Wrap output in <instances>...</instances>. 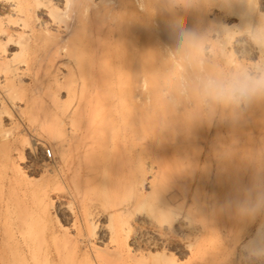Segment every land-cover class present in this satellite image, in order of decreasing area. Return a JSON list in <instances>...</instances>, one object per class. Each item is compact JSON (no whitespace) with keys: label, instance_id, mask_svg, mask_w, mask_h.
<instances>
[{"label":"rangeland","instance_id":"374dc122","mask_svg":"<svg viewBox=\"0 0 264 264\" xmlns=\"http://www.w3.org/2000/svg\"><path fill=\"white\" fill-rule=\"evenodd\" d=\"M263 67L264 0H0V264H264L258 136L204 87ZM149 80L179 116L193 84L190 129Z\"/></svg>","mask_w":264,"mask_h":264},{"label":"bare ground","instance_id":"6f19581e","mask_svg":"<svg viewBox=\"0 0 264 264\" xmlns=\"http://www.w3.org/2000/svg\"><path fill=\"white\" fill-rule=\"evenodd\" d=\"M144 1H146V0H137V3H138V5H141L142 3H144ZM148 6H150V5H148ZM146 9H147V7H146ZM147 16L149 17L148 10H142L141 11V18L142 17L144 18V17H147ZM148 22H149V20H148ZM116 31H117L116 32V37L118 38V40L120 38H121V40L125 39L126 30L124 31V33H125L124 35L122 33L123 31H120V29H117ZM145 33L146 32H144V37H145ZM120 35H121V37H119ZM145 40L148 42L147 44H150L152 46V44H151L152 43V39L150 38V36H147ZM145 40H144V42H145ZM147 44H146V46H147ZM147 47L150 48L149 45ZM148 48H147V51H148ZM150 49H152V48H150ZM150 49L148 51L149 56H151V53L153 52ZM150 64H151V62H150ZM150 64H148V66ZM151 67H153V64L151 65ZM261 67L260 68L258 67V68L261 69ZM156 68H154V74H155V71H156L155 69ZM150 72L151 71L149 69L148 77L150 75L156 76V74L155 75L152 74V73L150 74ZM260 75H264V67L262 68ZM236 76H235V78H237ZM152 78H154V77H152ZM151 81H150V84L152 83ZM208 82H210V81L206 80V84ZM102 83H101L102 84V86H101L102 90H104V88L105 89H107V88L110 89L112 87V85H110V83H108V82L104 81ZM171 85L172 86H170V90H171V92L174 95L178 96L180 93H182L179 96L182 95L183 97L181 96V98H179L178 102L182 105L184 113L182 115H180V116L177 115V112L175 111V109L168 102H164V99H162L160 97L159 91L156 88L157 86L154 87L155 85L153 86V84H151L150 86H148L149 88H147L146 92L144 93L145 94V98H144V101H143L144 105L146 107L150 108V110L152 111V115H149L150 117H149L148 120L150 122H152V123H155L156 125L158 124L160 126H167V127L169 126V127H171V125H177L178 118L179 119L181 118L182 120H184L183 123L185 124V128L190 129L193 124L191 125L189 122H190V119L193 118V116H191V114H189V112L187 111V103H189L191 101L194 104V106L196 105V103H197L196 101H198V100H197L196 97H193L194 94H196L195 93L196 90H194L195 88H193V84L192 85L186 84L187 86H185V87H182V85H177L175 83H173ZM186 94L188 95V97L190 96L192 98L188 99ZM187 99H188V101H186ZM217 100L218 99L214 98L213 94H211L209 91L206 90V111L207 112H211L212 111V108H213L214 104L216 105ZM220 101H221V105H222L221 108H220V111L225 114L224 120L222 119L224 121V123H225L224 124L225 125V129L224 130H225V133L229 134V135L228 134H226V135H228V137H230V138H234L239 133H247V135L251 136V137H252V135L256 136V134H257L258 141L255 144V148L258 150V152L260 151L259 153L263 152V156H264V96L263 95L257 96L255 98H253L251 100V102L246 103V104H242V105H237V104L228 105V104H226L227 101H224V100H220ZM240 109H243V111L240 110ZM153 111H155V112H153ZM224 114L222 116H224ZM148 120H146V121H148ZM169 127H168V129H169ZM168 129L166 130L167 133H168ZM171 130H169L170 131L169 133H171V135L173 137H175L177 135V133L175 131H171ZM251 143H250V140L247 141V145L248 146ZM217 148L219 150H223L225 148V146L224 145H221V146L218 145ZM226 155L227 154H225V153L223 154V156H226ZM259 163H261V162L259 161ZM227 173L231 174L229 172H227ZM232 173L234 174V170H232ZM225 176H228V175H226V173H225ZM225 179L227 180V186L226 187L224 186L225 189H226L224 191L225 192V196H226L228 201L233 200V201L236 202L238 200V198H239V196H238L239 190H237V187H238L237 186V184H238L237 180H236L235 176L234 177L228 176ZM233 205H234V203H233ZM209 209H210L209 205H208V203H206V213L208 212ZM207 224H208V222H207V219H206V225ZM260 225H262V226L264 225V216H263V218L260 219Z\"/></svg>","mask_w":264,"mask_h":264},{"label":"clouds","instance_id":"9594fccd","mask_svg":"<svg viewBox=\"0 0 264 264\" xmlns=\"http://www.w3.org/2000/svg\"><path fill=\"white\" fill-rule=\"evenodd\" d=\"M205 89L218 100L229 101L237 105L251 102L257 96L264 95V75H243L226 82L210 81ZM243 207L251 208L250 204Z\"/></svg>","mask_w":264,"mask_h":264},{"label":"built area","instance_id":"2783aa9c","mask_svg":"<svg viewBox=\"0 0 264 264\" xmlns=\"http://www.w3.org/2000/svg\"><path fill=\"white\" fill-rule=\"evenodd\" d=\"M45 153H46L47 158H50L51 157V154H50L49 151H46Z\"/></svg>","mask_w":264,"mask_h":264}]
</instances>
